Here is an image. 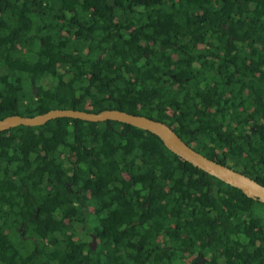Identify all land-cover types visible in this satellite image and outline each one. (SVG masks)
I'll return each instance as SVG.
<instances>
[{
	"label": "trees",
	"instance_id": "1",
	"mask_svg": "<svg viewBox=\"0 0 264 264\" xmlns=\"http://www.w3.org/2000/svg\"><path fill=\"white\" fill-rule=\"evenodd\" d=\"M53 108L162 121L264 185V0H0V118ZM257 204L116 120L0 131V264H264Z\"/></svg>",
	"mask_w": 264,
	"mask_h": 264
},
{
	"label": "water",
	"instance_id": "2",
	"mask_svg": "<svg viewBox=\"0 0 264 264\" xmlns=\"http://www.w3.org/2000/svg\"><path fill=\"white\" fill-rule=\"evenodd\" d=\"M34 92L36 94L35 89ZM60 117H70L93 122L116 120L147 130L157 135L170 151L193 166L240 189L246 196L264 203V185L240 171L204 156L181 139L166 123L144 115L128 113L120 109H103L98 112H91L75 108H53L32 116H22L19 114L4 116L0 118V131L19 125H41L50 119ZM91 241L95 244V236H91Z\"/></svg>",
	"mask_w": 264,
	"mask_h": 264
},
{
	"label": "flooded vegetation",
	"instance_id": "3",
	"mask_svg": "<svg viewBox=\"0 0 264 264\" xmlns=\"http://www.w3.org/2000/svg\"><path fill=\"white\" fill-rule=\"evenodd\" d=\"M201 47V46H200ZM206 53V52H205ZM207 55V54H206ZM196 63H198V61L196 62ZM250 128L251 129H253V125H251L250 126ZM247 138H249V136L247 135ZM36 213H37V208H36V210H35V213H34V215H36ZM23 224H20V226H19V228H22V231L19 233L20 235H21V238L25 241V243L27 244V245H29L30 246V244H31V241H33L34 240V238L32 237V236H28V235H25L24 233V229H23ZM18 228V229H19ZM14 233V231H11V234H13ZM91 236H95L93 233H90V239H89V241H88V245H89V247H91L92 249H94L95 248V246H96V236H95V244L91 241ZM33 243V242H32ZM43 254V252L41 253V252H39L38 253V255L39 256H41ZM21 264H32V262H27V263H21ZM51 264H56V260L55 259H53L52 260V262H51Z\"/></svg>",
	"mask_w": 264,
	"mask_h": 264
},
{
	"label": "rangeland",
	"instance_id": "4",
	"mask_svg": "<svg viewBox=\"0 0 264 264\" xmlns=\"http://www.w3.org/2000/svg\"><path fill=\"white\" fill-rule=\"evenodd\" d=\"M255 212L259 213V214H264V207L260 204H257L255 206Z\"/></svg>",
	"mask_w": 264,
	"mask_h": 264
}]
</instances>
